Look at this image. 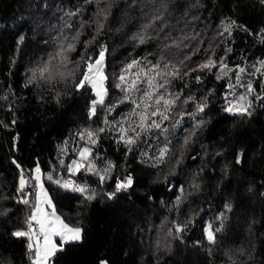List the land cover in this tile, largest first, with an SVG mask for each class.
I'll return each mask as SVG.
<instances>
[{"label":"trees","instance_id":"obj_1","mask_svg":"<svg viewBox=\"0 0 264 264\" xmlns=\"http://www.w3.org/2000/svg\"><path fill=\"white\" fill-rule=\"evenodd\" d=\"M99 8L106 18L85 0H0V264H31L27 238L12 233L25 229L30 212L20 202L21 170L30 178L37 166L58 215L83 230L52 264H264V0H101ZM158 15L163 19L148 29L146 42L134 40ZM77 32L71 60L93 37L86 55L95 59L101 46L107 49L105 104L116 105L112 113L98 106L90 115L94 91L75 87L83 65L74 77L32 79ZM133 59L176 65L180 77L167 89L179 100L171 119L160 122L166 132L153 129L128 146L117 122L133 105L119 103L115 84ZM209 60L216 66L201 70ZM249 82L252 92L241 86ZM243 92L251 114L226 112V97ZM90 125L105 129L89 145L99 175L70 176L66 166L85 146L80 134ZM48 173L87 185L95 199L59 188ZM129 176L132 184L116 191ZM33 190L30 182L26 191ZM209 224L219 228L215 243L207 239Z\"/></svg>","mask_w":264,"mask_h":264},{"label":"snow or ice","instance_id":"obj_2","mask_svg":"<svg viewBox=\"0 0 264 264\" xmlns=\"http://www.w3.org/2000/svg\"><path fill=\"white\" fill-rule=\"evenodd\" d=\"M85 3H95L98 8L96 15H104L106 18V9L99 8L101 0H85ZM75 14L78 13H73V15ZM162 19V16H154L148 23L142 25V31L137 33L133 39L137 40L140 44L145 43L148 38V29L153 28L156 21ZM83 23L86 24L87 22ZM97 26L98 30L103 27V25L98 22ZM224 31L230 33L231 25L225 26ZM80 35L81 32H77L71 40L60 44L57 50L49 55L42 68L32 71V79L37 78V74L40 78L46 80H54L58 77L61 79H66L69 76L74 77L76 71L81 65H83L84 71L80 74L78 82H75V87L77 89H85L88 87L95 92L96 99L91 102L90 115H96V109L98 106L107 108V111L112 113L116 105L113 104L109 106L105 104V98L108 96V88L106 87L108 76L105 74V52L107 49L106 47L101 46L95 59H93L91 55H86L88 48L95 39L93 37L92 40L84 42V52L80 54L79 59L77 61L71 60L70 56L77 50V43L79 42ZM69 65H72V67L69 68ZM215 66L216 62L209 60L207 63L201 65L200 69L203 70ZM261 67L264 68V62L261 63ZM226 68L227 65L222 66L223 75H227V72L223 71V69ZM238 72L244 73L245 69L240 67L238 68ZM186 74L187 73H185V75ZM169 77H171V79H169ZM178 77H180L179 68L176 65H170L168 61H163L162 67L160 61L152 64L147 61L141 63L140 60L133 59L124 66L118 77H116L118 82L115 84V87L119 88L123 93L119 103L130 102L133 105L126 117L117 122L120 139L125 145H135L141 136L151 132L153 129L167 131V129L161 128L160 122L171 119L170 113L179 100V95L169 92L167 85L171 83L172 79ZM217 78L219 79L221 77ZM240 81V75H236V83L240 84ZM241 86L246 87L248 92L254 91L250 82ZM228 87L231 89L234 85L229 84ZM161 89H164V91L161 92ZM197 107L200 112L204 110L203 104H200ZM250 107L251 101L247 99V96L240 95L234 100H227V107L224 110L234 115H250L251 113L248 111ZM192 115L194 118L195 114ZM157 117H159V121L156 119ZM104 123L110 124L107 118H105ZM98 131L103 132L105 129L102 127ZM85 137H87L85 146L78 150V159H73L66 166L67 171L72 175H76L80 171L99 175L98 170L95 169V166L90 159L92 151L89 147V145H95L97 143V134L93 131H86L85 133L80 134L81 139H84ZM185 143H187V139L185 140ZM129 150H131V147H129ZM168 151L167 147L162 149L159 156L156 158L157 161L163 162ZM59 163L61 166L64 165L63 160H60ZM30 171L33 174L30 178H26L24 171L21 170L18 187V192L23 194L20 202L25 205H30L29 215L25 219L26 227L25 229L14 231L12 235L17 238H27V248L31 264H50L51 258L55 256L57 251L61 250V248L55 243V238L59 237L64 243L69 241H79L82 238L83 230L79 227L70 226L60 215L57 214L52 198L49 196L48 191L44 186V173L41 168L37 166L34 170ZM104 179V176H100L101 181ZM47 180L55 183L63 190L80 193L89 201L95 199L94 191L89 193L87 185L77 184L71 178L67 180L54 178L52 173H48ZM30 182L34 189L31 193L26 191ZM131 184V177H126L123 182H117L116 191L127 189ZM29 195L33 198L31 204L29 199L24 198ZM109 195L112 196L114 193ZM175 227L177 233L184 230L179 224L175 225ZM216 231H219V228L213 230L211 224L207 226V239L210 243H215ZM169 235H172L171 231L169 232Z\"/></svg>","mask_w":264,"mask_h":264},{"label":"rangeland","instance_id":"obj_3","mask_svg":"<svg viewBox=\"0 0 264 264\" xmlns=\"http://www.w3.org/2000/svg\"><path fill=\"white\" fill-rule=\"evenodd\" d=\"M95 93V92H94ZM240 95H246L247 96V99L249 100V101H251L250 100V94H246V92H243V93H236V94H233L230 98H228L227 100H234L236 97H238V96H240ZM105 100H106V98H105ZM227 100H226V102H227ZM98 129H100V128H97V127H95V126H92V125H90L87 129H85L86 131H93V132H95V133H97L98 132ZM92 151V150H91ZM170 158H172V156H171V154H170ZM77 159H78V157H77ZM70 174V176L72 175L71 173H69ZM77 175V174H76ZM72 176H75V175H72ZM101 176H103V174L101 175ZM105 180V179H104ZM103 180V181H104ZM45 186V185H44ZM58 214V213H57ZM81 240H82V238H81ZM81 240H79V241H69V242H67V243H76V242H80ZM55 243L62 249L63 248V246L66 244V243H64V242H62L61 240H60V238L59 237H56L55 238ZM60 251V250H59ZM58 252V251H57ZM54 257V256H53ZM53 257L51 258V261H50V264H52V259H53Z\"/></svg>","mask_w":264,"mask_h":264}]
</instances>
